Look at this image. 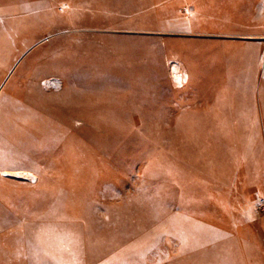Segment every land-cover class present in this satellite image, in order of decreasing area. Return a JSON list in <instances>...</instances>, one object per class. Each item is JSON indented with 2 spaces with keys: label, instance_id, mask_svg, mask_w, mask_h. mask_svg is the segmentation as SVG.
<instances>
[{
  "label": "rangeland",
  "instance_id": "1",
  "mask_svg": "<svg viewBox=\"0 0 264 264\" xmlns=\"http://www.w3.org/2000/svg\"><path fill=\"white\" fill-rule=\"evenodd\" d=\"M0 264H264V0H0Z\"/></svg>",
  "mask_w": 264,
  "mask_h": 264
}]
</instances>
